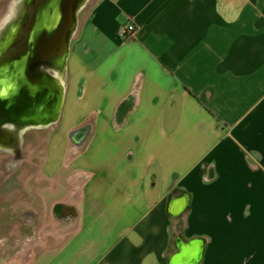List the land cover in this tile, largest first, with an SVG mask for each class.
<instances>
[{"label":"crops","instance_id":"obj_1","mask_svg":"<svg viewBox=\"0 0 264 264\" xmlns=\"http://www.w3.org/2000/svg\"><path fill=\"white\" fill-rule=\"evenodd\" d=\"M60 81L37 231L0 264H264V0H88Z\"/></svg>","mask_w":264,"mask_h":264},{"label":"water","instance_id":"obj_2","mask_svg":"<svg viewBox=\"0 0 264 264\" xmlns=\"http://www.w3.org/2000/svg\"><path fill=\"white\" fill-rule=\"evenodd\" d=\"M87 1L21 2L0 33V119L7 109L14 112L6 117L11 120L57 118L63 96L60 78Z\"/></svg>","mask_w":264,"mask_h":264},{"label":"flooded vegetation","instance_id":"obj_3","mask_svg":"<svg viewBox=\"0 0 264 264\" xmlns=\"http://www.w3.org/2000/svg\"><path fill=\"white\" fill-rule=\"evenodd\" d=\"M15 1L10 3L0 27L11 15ZM19 113L21 112L16 114ZM10 114H14V112L7 109L5 116L8 117ZM6 117L0 119V228L5 226L4 232H0V237L3 238L7 235L10 240L16 238L17 241H14L15 243L10 241V244L13 247H18L20 240L37 231L38 208L42 207L44 201L40 195L45 193L44 183L46 182L43 175L46 170L41 164V156L37 157L35 166L26 170L24 174L15 173L27 162L28 157L26 156L32 152L20 151L19 143L30 130L54 131V135L47 140L46 144L43 140L42 147L38 148V154L44 153L52 147L58 130L56 120L47 121L36 117L35 119L11 120ZM3 162H7V169L2 167ZM33 205L36 208H33ZM61 207L60 203L54 202L48 210L49 215L59 219L63 215Z\"/></svg>","mask_w":264,"mask_h":264},{"label":"rangeland","instance_id":"obj_4","mask_svg":"<svg viewBox=\"0 0 264 264\" xmlns=\"http://www.w3.org/2000/svg\"><path fill=\"white\" fill-rule=\"evenodd\" d=\"M14 1L15 0H0V23L5 18L6 14L8 12L10 3L14 2ZM22 1L23 0H16L17 8L19 7V5H21V2ZM16 14H17V11H16ZM16 14H15V16H16ZM15 16H14V18H15ZM14 18H12V20ZM10 21H8L5 25H7ZM4 26L3 27H0V33H1L2 29L4 28ZM0 40H1V38H0ZM53 135H54V131L43 130V129H40V130H30L28 133H26L24 135V138L19 143L20 151H24V152L32 151V152H31V154H29V155L26 156V157H28L27 162L24 163L22 165V167H20L15 172L16 174L22 175V174H24V172L26 170H29V169H31V168H33L35 166L34 163L37 162V157L43 155V152H41V153L38 154V151H39L38 148L42 147L41 146L42 145V141L45 140V139L46 140H49V138L51 136H53ZM59 149L56 152L60 151ZM8 163H10V162H8ZM2 167L4 169H7L8 168L7 162H5L4 164H2ZM13 217L16 218L15 215H13ZM4 227L5 226L3 225L2 229L0 228V232H4V230H5ZM176 261H177V258L173 261L172 264H175Z\"/></svg>","mask_w":264,"mask_h":264},{"label":"built area","instance_id":"obj_5","mask_svg":"<svg viewBox=\"0 0 264 264\" xmlns=\"http://www.w3.org/2000/svg\"><path fill=\"white\" fill-rule=\"evenodd\" d=\"M135 31V26L132 23H128L123 25L120 29H119V35L123 38H127L129 36H131Z\"/></svg>","mask_w":264,"mask_h":264},{"label":"bare ground","instance_id":"obj_6","mask_svg":"<svg viewBox=\"0 0 264 264\" xmlns=\"http://www.w3.org/2000/svg\"><path fill=\"white\" fill-rule=\"evenodd\" d=\"M16 11H17V3H16V1H15V3H14V7H13V9H12V13H11V15L9 16V18L4 22V25L8 22V21H10V20H12V18H14V16H15V14H16ZM3 25V26H4ZM2 26V27H3ZM57 77H59V74H58V76ZM61 79V78H60Z\"/></svg>","mask_w":264,"mask_h":264}]
</instances>
